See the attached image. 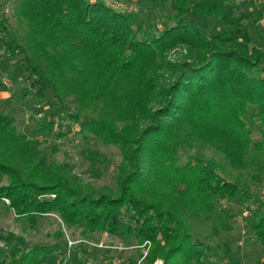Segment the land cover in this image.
<instances>
[{
    "label": "trees",
    "instance_id": "obj_1",
    "mask_svg": "<svg viewBox=\"0 0 264 264\" xmlns=\"http://www.w3.org/2000/svg\"><path fill=\"white\" fill-rule=\"evenodd\" d=\"M152 1L169 5L177 23L156 33L101 1L17 0L28 89L42 100L50 90L75 107H102L81 132L116 147L122 162L114 187L95 189L63 165L46 166L38 141L0 112V207L22 222L53 214L84 236L148 242L145 264H207L200 231H231L218 202H245L248 187L264 183V43L254 47L225 0ZM190 8L203 22L244 32L239 40L232 30L205 36L184 22ZM178 47L186 60L170 63ZM185 150L194 155L181 164ZM251 230L264 249V210ZM0 244V264H42L53 254L3 229Z\"/></svg>",
    "mask_w": 264,
    "mask_h": 264
},
{
    "label": "rangeland",
    "instance_id": "obj_2",
    "mask_svg": "<svg viewBox=\"0 0 264 264\" xmlns=\"http://www.w3.org/2000/svg\"><path fill=\"white\" fill-rule=\"evenodd\" d=\"M118 1V5L124 7L120 11L133 14L144 28L153 32L160 33L177 23L169 5L152 0ZM225 1L230 19L249 29L254 47L260 49L264 43V0ZM196 3L202 5L201 0ZM16 4L17 0H0V92L6 93V99L0 102V112L13 118L18 132L38 141L39 160L46 166L63 165L69 170L71 179L95 189L114 187L122 162L120 151L81 132L80 127L87 115H94V111H101L102 107H75L70 100L62 101L50 90L45 92L42 100L28 89L26 54L20 48L25 24L19 26L15 21ZM184 22L205 36L232 30L233 37L239 40L244 32L243 28H229L214 19L203 22L193 8ZM187 55L183 47H178L168 52L166 59L170 63H180ZM251 131L253 141H256V128L252 126ZM193 155V151H181L180 163L185 164ZM5 183V178H0V185ZM3 202L8 205L7 200ZM218 207L231 215V231H222L216 237L208 236L205 230L200 231L196 240L205 253L203 260L207 264H264V249L251 230L253 221L264 210V183L249 186L245 202L239 197L224 199L218 202ZM0 229L23 237L30 244L51 247L52 256L42 264H145L144 258L151 248L148 242L139 244L134 238L125 239L122 235L113 237L95 233L84 236L80 230L67 229L53 214L39 217L33 223L22 222L13 211L4 207H0ZM6 247L0 244V255ZM153 264H162V261L157 259Z\"/></svg>",
    "mask_w": 264,
    "mask_h": 264
},
{
    "label": "crops",
    "instance_id": "obj_3",
    "mask_svg": "<svg viewBox=\"0 0 264 264\" xmlns=\"http://www.w3.org/2000/svg\"><path fill=\"white\" fill-rule=\"evenodd\" d=\"M87 1H89L90 3H93L95 1H101V2L105 3V5L106 4L108 5L109 3H113V4H118L119 3L118 0H87ZM123 1H124V3H128L127 0H123ZM4 99H6V93L5 92H0V102H3Z\"/></svg>",
    "mask_w": 264,
    "mask_h": 264
},
{
    "label": "built area",
    "instance_id": "obj_4",
    "mask_svg": "<svg viewBox=\"0 0 264 264\" xmlns=\"http://www.w3.org/2000/svg\"><path fill=\"white\" fill-rule=\"evenodd\" d=\"M114 8H116V9H119V10H121V9H123L124 7L122 6V5H118V4H114V6H113ZM4 84H7V82L6 81H4L3 82Z\"/></svg>",
    "mask_w": 264,
    "mask_h": 264
}]
</instances>
